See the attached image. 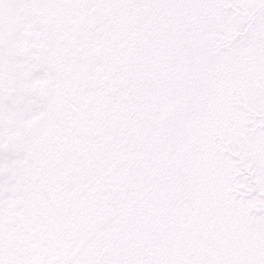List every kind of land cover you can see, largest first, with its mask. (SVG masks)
<instances>
[{
  "label": "snow or ice",
  "instance_id": "6c2138e0",
  "mask_svg": "<svg viewBox=\"0 0 264 264\" xmlns=\"http://www.w3.org/2000/svg\"><path fill=\"white\" fill-rule=\"evenodd\" d=\"M0 264H264V0H0Z\"/></svg>",
  "mask_w": 264,
  "mask_h": 264
}]
</instances>
